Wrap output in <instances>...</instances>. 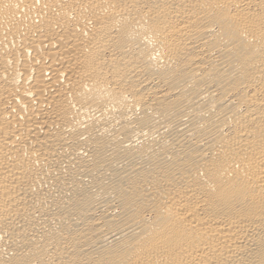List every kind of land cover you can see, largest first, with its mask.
Here are the masks:
<instances>
[{"label":"bare ground","instance_id":"bare-ground-1","mask_svg":"<svg viewBox=\"0 0 264 264\" xmlns=\"http://www.w3.org/2000/svg\"><path fill=\"white\" fill-rule=\"evenodd\" d=\"M0 264H264V0H0Z\"/></svg>","mask_w":264,"mask_h":264}]
</instances>
